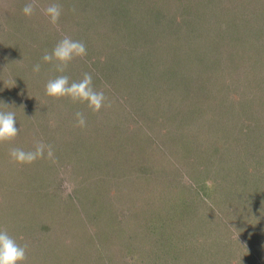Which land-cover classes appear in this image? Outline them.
Wrapping results in <instances>:
<instances>
[{
    "label": "rangeland",
    "instance_id": "rangeland-1",
    "mask_svg": "<svg viewBox=\"0 0 264 264\" xmlns=\"http://www.w3.org/2000/svg\"><path fill=\"white\" fill-rule=\"evenodd\" d=\"M29 2L0 0V110L19 130L0 228L25 264H264V0H38L25 18ZM64 35L87 55L58 73L42 57ZM84 73L99 113L45 94ZM37 141L52 158H10Z\"/></svg>",
    "mask_w": 264,
    "mask_h": 264
},
{
    "label": "clouds",
    "instance_id": "clouds-1",
    "mask_svg": "<svg viewBox=\"0 0 264 264\" xmlns=\"http://www.w3.org/2000/svg\"><path fill=\"white\" fill-rule=\"evenodd\" d=\"M38 8H40L38 0H30L22 8V14L25 18H31ZM41 11L48 19V22L59 31V19L62 13L61 6L55 3L49 4L42 8ZM86 55L87 48L82 41L73 40L70 36L64 35L50 53H44L42 60L44 63L52 64L56 72L65 73L74 60L83 59ZM39 71L40 65L36 64L33 67V72L38 73ZM45 94L53 100L68 99L74 104H86L94 114L100 112L106 100L104 92L102 90L97 91L93 87L90 73H84L80 80L72 82H70L68 75H57L46 83ZM75 116L77 126L85 127L86 120L83 113L77 112ZM18 133L15 113L13 111L0 110V145L11 144ZM46 148L48 158H52L51 146H46L39 141L35 143L34 150L25 151L19 147H12L9 149V156L18 165H31L44 157ZM27 247L26 243L23 245L17 243L16 239L10 236L6 230L0 228V264H25Z\"/></svg>",
    "mask_w": 264,
    "mask_h": 264
},
{
    "label": "trees",
    "instance_id": "trees-1",
    "mask_svg": "<svg viewBox=\"0 0 264 264\" xmlns=\"http://www.w3.org/2000/svg\"><path fill=\"white\" fill-rule=\"evenodd\" d=\"M5 89H6V88H5ZM3 97H4V100H6V98H5V93H4V96H3ZM119 215H120V214H119ZM119 215H116L115 217H118ZM121 215H122V214H121ZM124 217H125V216H124ZM118 218H119V217H118ZM103 219H104V223L107 224L108 220L111 219V220H113V221H114V220L116 221L117 218L105 217V218H103ZM115 221H114V222H115ZM117 222H118V219H117ZM126 222H127V221H126ZM115 223H116V222H115ZM198 227H199V226H194V227H191V228H192V229H196V230H198V229H197ZM124 229H125V228H124ZM109 250H114V249H113V248H110Z\"/></svg>",
    "mask_w": 264,
    "mask_h": 264
}]
</instances>
